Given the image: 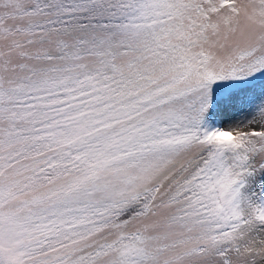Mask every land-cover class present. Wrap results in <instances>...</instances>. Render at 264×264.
Listing matches in <instances>:
<instances>
[{
    "label": "snow or ice",
    "instance_id": "1",
    "mask_svg": "<svg viewBox=\"0 0 264 264\" xmlns=\"http://www.w3.org/2000/svg\"><path fill=\"white\" fill-rule=\"evenodd\" d=\"M0 264H264V0H0Z\"/></svg>",
    "mask_w": 264,
    "mask_h": 264
}]
</instances>
